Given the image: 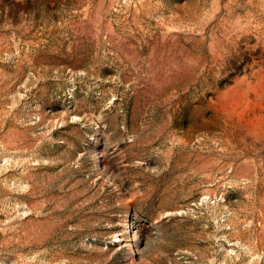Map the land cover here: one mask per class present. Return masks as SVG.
Masks as SVG:
<instances>
[{
    "label": "rangeland",
    "instance_id": "obj_1",
    "mask_svg": "<svg viewBox=\"0 0 264 264\" xmlns=\"http://www.w3.org/2000/svg\"><path fill=\"white\" fill-rule=\"evenodd\" d=\"M0 264H264V0H0Z\"/></svg>",
    "mask_w": 264,
    "mask_h": 264
}]
</instances>
